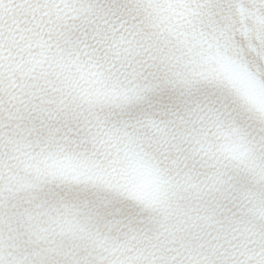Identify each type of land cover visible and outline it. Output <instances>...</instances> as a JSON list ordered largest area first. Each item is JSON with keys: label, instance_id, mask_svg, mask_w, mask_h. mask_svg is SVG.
<instances>
[{"label": "snow or ice", "instance_id": "snow-or-ice-1", "mask_svg": "<svg viewBox=\"0 0 264 264\" xmlns=\"http://www.w3.org/2000/svg\"><path fill=\"white\" fill-rule=\"evenodd\" d=\"M0 264H264V0H0Z\"/></svg>", "mask_w": 264, "mask_h": 264}]
</instances>
